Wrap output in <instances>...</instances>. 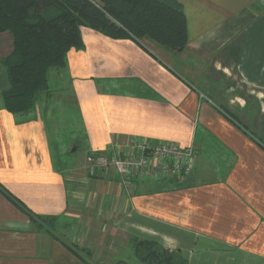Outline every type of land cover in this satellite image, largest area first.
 <instances>
[{"label":"crops","instance_id":"1","mask_svg":"<svg viewBox=\"0 0 264 264\" xmlns=\"http://www.w3.org/2000/svg\"><path fill=\"white\" fill-rule=\"evenodd\" d=\"M178 1L183 52L82 28L67 74L87 155L173 142L196 150L190 177L133 178L129 188L115 169L89 175L87 156L61 168L47 104L28 116L5 110L0 64V184L57 218L36 225L0 191V264H143L134 240L201 264H264V0ZM3 36L11 44L3 34L0 49Z\"/></svg>","mask_w":264,"mask_h":264},{"label":"trees","instance_id":"2","mask_svg":"<svg viewBox=\"0 0 264 264\" xmlns=\"http://www.w3.org/2000/svg\"><path fill=\"white\" fill-rule=\"evenodd\" d=\"M82 28L113 40L148 39L172 53L183 52L188 43L187 18L178 0H0V37L7 34L11 39L10 53L0 58L10 84L1 99L5 110L16 117L28 116L45 102L53 111V99L66 90L71 96L68 54L84 49ZM52 71H57V81L66 80L57 84L56 96ZM76 113L74 134L81 136L75 137L77 143L84 129L77 109ZM0 191L34 224L49 228L56 221L29 210L1 184ZM133 251L143 264L182 263L157 241L134 240Z\"/></svg>","mask_w":264,"mask_h":264},{"label":"built area","instance_id":"3","mask_svg":"<svg viewBox=\"0 0 264 264\" xmlns=\"http://www.w3.org/2000/svg\"><path fill=\"white\" fill-rule=\"evenodd\" d=\"M88 172L107 175L115 169L130 188L131 180L160 182L167 179L190 177L198 166V155L192 147L183 148L173 142H148L137 140L126 151L89 153L86 157Z\"/></svg>","mask_w":264,"mask_h":264},{"label":"rangeland","instance_id":"4","mask_svg":"<svg viewBox=\"0 0 264 264\" xmlns=\"http://www.w3.org/2000/svg\"><path fill=\"white\" fill-rule=\"evenodd\" d=\"M3 44L4 46L0 49V58L7 55L9 52V40L7 37L3 36ZM59 81V82H58ZM56 81L54 77L51 76V87H53V90H55V96L58 95L56 89L59 85H63L66 83V80H58ZM61 96V95H60ZM66 101V104H62V100ZM62 101V102H60ZM51 105V109L48 111V114H46V117L44 119L45 124L47 126V130L49 132V139L51 141V147L53 150V156L55 158V161L58 162V165H60L61 168L65 167V164H73L76 160H84V157L87 156L85 153L86 148L84 147L83 141H79L76 143L75 137H81L76 134H74L75 130L73 129L74 124L76 123L77 119V113H76V107H72V96L69 95V91L66 90V92L62 93L61 97H57L56 99H53ZM42 106H40L39 110L41 111ZM42 112V111H41ZM74 134V136H73ZM76 147L77 151L74 154H71V150ZM126 255V254H125ZM178 255V258L181 261H184L185 264H201L200 262H197L198 257H195V261H192L189 258V252H185L183 254ZM123 257L124 254H123ZM183 258H185L183 260ZM126 264L125 262H121ZM119 264V262H118ZM205 264V263H202Z\"/></svg>","mask_w":264,"mask_h":264},{"label":"water","instance_id":"5","mask_svg":"<svg viewBox=\"0 0 264 264\" xmlns=\"http://www.w3.org/2000/svg\"><path fill=\"white\" fill-rule=\"evenodd\" d=\"M76 151H77V148L74 147V148L71 150V154H74Z\"/></svg>","mask_w":264,"mask_h":264}]
</instances>
